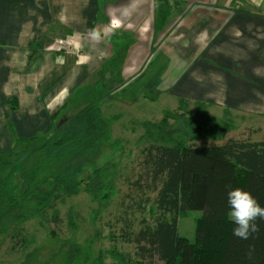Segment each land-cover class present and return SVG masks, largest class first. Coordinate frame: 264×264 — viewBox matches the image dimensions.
<instances>
[{
  "label": "crops",
  "instance_id": "obj_1",
  "mask_svg": "<svg viewBox=\"0 0 264 264\" xmlns=\"http://www.w3.org/2000/svg\"><path fill=\"white\" fill-rule=\"evenodd\" d=\"M155 1L0 0V151L49 134L99 82L101 104L133 86L134 102L220 113L224 133H239L217 143L264 131V0H171L162 30Z\"/></svg>",
  "mask_w": 264,
  "mask_h": 264
},
{
  "label": "trees",
  "instance_id": "obj_2",
  "mask_svg": "<svg viewBox=\"0 0 264 264\" xmlns=\"http://www.w3.org/2000/svg\"><path fill=\"white\" fill-rule=\"evenodd\" d=\"M155 4L154 28L162 30L172 10L179 7L171 0H156ZM102 98L100 95L97 100ZM94 102L98 101L87 102L83 110L81 105L69 113V119L60 126L55 123L46 136L18 139L8 152L0 151V239L8 237L23 248L27 240L20 238L24 237L21 230L27 221L57 223L60 213L56 204H63L76 194L82 183L78 182L80 168L73 167L82 164L83 153L95 152V145L104 142L102 138L110 130L109 121L95 109ZM82 111L90 118V125L88 129L73 131ZM173 114L166 113L157 122L145 123L148 139H161L162 134L168 137L178 131L176 127L165 129L176 118L186 120L184 115ZM190 120L194 136H187V142L152 138L139 151L135 168L124 180L127 192L119 201L116 224H121L122 241L133 246L136 264H264V220L257 219V233L247 240L240 239L233 234L236 225L228 218L227 203L228 191L241 188L264 207V140L229 137L215 143L222 137L220 126L211 120L210 125L215 127L211 136L203 138L212 143H196V135L207 122L193 117ZM67 128L70 129L66 132ZM87 184L86 190L93 197H97L94 190L104 189L92 181ZM106 196L103 193L97 200L103 202ZM190 211L201 213L194 219L191 243L178 236V220ZM145 213L150 217L148 221ZM136 214L142 215L137 224ZM75 249L73 257L67 253L65 264L79 257V249ZM35 254L27 253L22 264L36 262ZM96 259L100 264L102 256L98 254Z\"/></svg>",
  "mask_w": 264,
  "mask_h": 264
},
{
  "label": "rangeland",
  "instance_id": "obj_3",
  "mask_svg": "<svg viewBox=\"0 0 264 264\" xmlns=\"http://www.w3.org/2000/svg\"><path fill=\"white\" fill-rule=\"evenodd\" d=\"M113 47L116 57H119L118 50L120 47L115 44ZM145 76L144 73L143 77ZM100 84L101 82L97 86L87 85L78 89L79 97L83 94V97L88 96L86 101H83L84 104L80 110H83L87 102L98 101L94 102L96 107L94 108L100 110L101 116L109 121L110 130L103 136L104 142L95 145L97 150L94 152L91 149L92 151L83 153L84 160L82 164L73 167V170L80 168L78 182L82 180V183L76 189V194L66 198L63 204H56L60 213L57 223L44 220L46 222L40 224L39 220L32 219L22 225L21 235L24 237L20 238L27 240L26 247L21 248L14 244L15 241L8 237H2L0 239V263L20 264L27 253L35 251L38 262L36 258V262L31 264H65L67 253L71 252L73 257L77 252L75 248H78L80 255L70 264H97L98 254L102 256L100 264H136L134 248L131 244L122 241L120 237L121 224H116V220L119 218V201L127 192L124 180L129 170L135 168L139 151L148 145L152 138L156 141L163 139L172 140V142L178 140L187 142V136H194L191 117L201 123L207 122L201 128L199 136L196 135L198 137L196 143H212L210 142L211 139L203 137L206 135L211 136V130L215 127L213 123V125H210L211 120L213 121L214 117L219 118L220 113L209 112L206 109L194 108L188 105H175L172 108L174 102L163 104L160 102L162 97L154 102H150L151 100L144 101L143 98L134 102L139 96L136 87L133 86L116 91L117 93L113 96L114 100L110 103L101 104V101L105 98V100H109V95L103 96L99 100L96 97L108 93L109 87L103 89ZM143 95L146 98L149 96L153 98L154 94L152 95V92L148 90ZM164 97L168 98L166 95ZM166 113L171 116L174 115L173 113L184 115L186 120L179 117L174 122L166 124L168 126L165 128L166 130H173L174 127L178 129L172 135L166 137L162 134L161 139L157 136H151L148 139V135H145V123L157 122ZM191 114L193 116H190ZM195 114L198 116H195ZM70 115L69 112L66 114L65 112H59L56 125L60 126L65 123ZM86 115L87 113L82 111L76 124H74L73 131L81 130V128L88 129L90 118ZM218 128L219 136L222 138L215 143L221 141L224 137L236 136L239 133V131H228L226 135L223 131L224 135H222L221 131L225 128ZM69 129L67 128L65 131L67 132ZM151 134L156 135L153 131ZM248 134L253 136L252 140H259L261 135L264 139V131L255 135L253 133ZM12 144L8 143V148H11ZM84 161H86V164H84ZM91 181L94 185L98 184L99 187L104 188L103 190L93 191L94 194H97V197L102 196L103 193L107 194L103 202L98 201L97 197H93L92 192L86 190V186L89 189L87 183ZM141 216L139 214L134 216L136 224ZM200 216V212L191 211L182 215L178 220V236L184 237L189 243L193 242V222L194 219ZM144 217L147 221L150 218L147 213L144 214ZM13 244L15 247H13Z\"/></svg>",
  "mask_w": 264,
  "mask_h": 264
},
{
  "label": "clouds",
  "instance_id": "obj_4",
  "mask_svg": "<svg viewBox=\"0 0 264 264\" xmlns=\"http://www.w3.org/2000/svg\"><path fill=\"white\" fill-rule=\"evenodd\" d=\"M227 203L229 218L236 225L234 236L247 240L259 231L256 221L264 220V207L260 206L251 193L241 188L231 189L227 193Z\"/></svg>",
  "mask_w": 264,
  "mask_h": 264
},
{
  "label": "bare ground",
  "instance_id": "obj_5",
  "mask_svg": "<svg viewBox=\"0 0 264 264\" xmlns=\"http://www.w3.org/2000/svg\"><path fill=\"white\" fill-rule=\"evenodd\" d=\"M262 68H264V67H262ZM260 69H261V68H259V70H260ZM257 70H258V69H257ZM255 71H256V70H255ZM255 71H254V72H255ZM231 73H233V72H231ZM235 74H236V73H235ZM257 74H258V73H257Z\"/></svg>",
  "mask_w": 264,
  "mask_h": 264
}]
</instances>
